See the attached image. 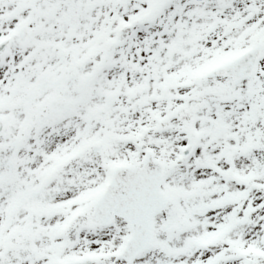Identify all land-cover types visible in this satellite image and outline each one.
<instances>
[{"label": "snow or ice", "instance_id": "1", "mask_svg": "<svg viewBox=\"0 0 264 264\" xmlns=\"http://www.w3.org/2000/svg\"><path fill=\"white\" fill-rule=\"evenodd\" d=\"M0 264H264V0H0Z\"/></svg>", "mask_w": 264, "mask_h": 264}]
</instances>
